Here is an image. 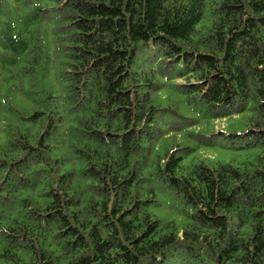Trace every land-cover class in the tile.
I'll return each mask as SVG.
<instances>
[{
	"label": "trees",
	"instance_id": "obj_1",
	"mask_svg": "<svg viewBox=\"0 0 264 264\" xmlns=\"http://www.w3.org/2000/svg\"><path fill=\"white\" fill-rule=\"evenodd\" d=\"M0 264H264V0H0Z\"/></svg>",
	"mask_w": 264,
	"mask_h": 264
},
{
	"label": "rangeland",
	"instance_id": "obj_2",
	"mask_svg": "<svg viewBox=\"0 0 264 264\" xmlns=\"http://www.w3.org/2000/svg\"><path fill=\"white\" fill-rule=\"evenodd\" d=\"M174 93L182 98L185 97L181 96L177 91ZM177 104L181 109H183V111L186 112L187 106L184 102L180 101ZM194 114H192V116L196 115V122L181 131L173 133L175 142L167 145L168 149L174 144L192 148V152L185 157V165L191 162H204L208 165H214L218 161L231 162L234 165H238L239 163H244L246 160L252 158L258 152L257 148L237 149L227 147L224 148L221 145L210 146L202 143L197 138L198 134L213 133L220 129L227 133H237L243 131L246 128V118L251 114L250 110L219 119ZM164 208H167L169 212L173 214V217L176 216L169 204L165 205Z\"/></svg>",
	"mask_w": 264,
	"mask_h": 264
}]
</instances>
